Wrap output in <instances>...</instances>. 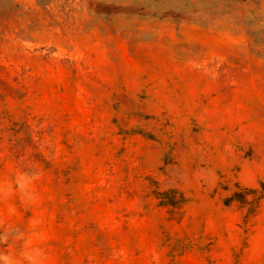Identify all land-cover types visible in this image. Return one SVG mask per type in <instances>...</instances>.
Masks as SVG:
<instances>
[{
    "label": "rangeland",
    "instance_id": "1",
    "mask_svg": "<svg viewBox=\"0 0 264 264\" xmlns=\"http://www.w3.org/2000/svg\"><path fill=\"white\" fill-rule=\"evenodd\" d=\"M0 264H264V0H0Z\"/></svg>",
    "mask_w": 264,
    "mask_h": 264
}]
</instances>
